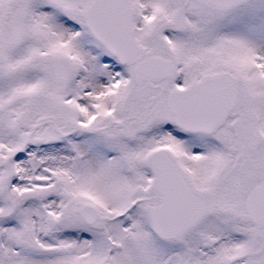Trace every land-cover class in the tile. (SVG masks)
I'll return each instance as SVG.
<instances>
[{"label":"snow or ice","instance_id":"1","mask_svg":"<svg viewBox=\"0 0 264 264\" xmlns=\"http://www.w3.org/2000/svg\"><path fill=\"white\" fill-rule=\"evenodd\" d=\"M0 264H264V0H0Z\"/></svg>","mask_w":264,"mask_h":264}]
</instances>
